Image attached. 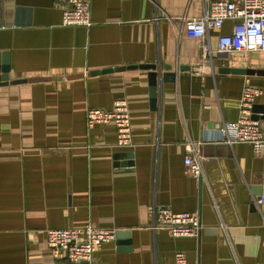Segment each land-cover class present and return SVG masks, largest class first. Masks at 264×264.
<instances>
[{"label": "crops", "instance_id": "crops-1", "mask_svg": "<svg viewBox=\"0 0 264 264\" xmlns=\"http://www.w3.org/2000/svg\"><path fill=\"white\" fill-rule=\"evenodd\" d=\"M88 1L84 27L61 25L58 0H1L0 52H8L9 80L24 81L0 85V264H70L53 257L46 230L88 222L124 234L93 264H168L176 251L188 264H264V223L253 206L264 195V149L228 144L217 130L238 118L245 75L262 90L253 114L264 130V73L229 70L264 69V51L216 52L218 35L232 28L226 20L209 30L212 54L203 57L177 17L200 16L215 0ZM141 64L174 72L158 78L153 105L152 69ZM121 98L127 148L116 146L114 123L88 127L85 116ZM189 140L199 142L200 180L184 173L195 154ZM151 206L197 214L200 235L150 229Z\"/></svg>", "mask_w": 264, "mask_h": 264}, {"label": "built area", "instance_id": "built-area-1", "mask_svg": "<svg viewBox=\"0 0 264 264\" xmlns=\"http://www.w3.org/2000/svg\"><path fill=\"white\" fill-rule=\"evenodd\" d=\"M62 4V26L91 25L90 2L88 0H58ZM181 22L180 32L187 38L198 39L204 58L212 54L207 35L209 30L220 29L223 22L231 20L232 28L219 34L216 40L218 53L264 51V0H215L206 2L200 16H188L183 13L177 17ZM262 90L250 82L245 75L239 98V115L236 121L221 123L217 130L222 133L223 141L228 144L247 142L252 145L256 155L264 149V130L258 119L253 117V104ZM88 127L97 123H114L116 127V146L131 147V124L128 103L125 99H116L110 110L101 108L86 109ZM199 143V142H198ZM198 143L187 141L188 151L194 155L184 158V173L200 180L203 174L202 156L198 152ZM253 206L261 214L264 223V195L253 196ZM218 210V205L214 203ZM150 229L164 230L173 237H198L202 230L199 216L195 213L175 211L169 207L151 206ZM117 229L99 227L90 222L75 228H50L46 230V242L55 259L67 260L70 264H93V256L104 243L116 238ZM168 264H188L182 251H176L173 261Z\"/></svg>", "mask_w": 264, "mask_h": 264}, {"label": "water", "instance_id": "water-1", "mask_svg": "<svg viewBox=\"0 0 264 264\" xmlns=\"http://www.w3.org/2000/svg\"><path fill=\"white\" fill-rule=\"evenodd\" d=\"M1 14H3V10H2V4H1V0H0V26H3V20H1V18H2ZM129 67H134V66H129ZM139 67L140 68H145V69H152L149 72V82L151 84L150 96H151V102H152V105H153L156 102V89H157V80H158V78L166 80V77L167 76H172L174 74V72H161V70L155 71V66L151 65V64L150 65L149 64H141ZM124 68H125V66H119V67L113 68V69L114 70H122ZM113 69L112 68H108V69H103L101 71L100 70H96V71L110 72V71H113ZM229 70L230 71H236V72H244V73H247V74H253V73L263 74L264 73V69L229 68ZM9 71H10V66H9V60H8V52H0V85H5V84H8V83H19V82H23L24 81L23 79L9 80ZM96 73H98V72H96ZM252 110L255 113L256 105L253 104ZM254 115L255 114H253V117L255 118L256 116H254ZM125 154L126 153H120L119 156H121V157L123 156L124 157ZM120 233H121V231L117 230L116 237H118ZM121 234L124 235L123 233H121Z\"/></svg>", "mask_w": 264, "mask_h": 264}]
</instances>
